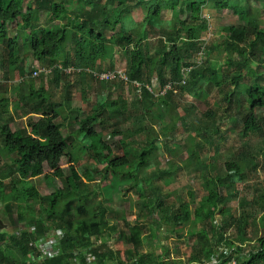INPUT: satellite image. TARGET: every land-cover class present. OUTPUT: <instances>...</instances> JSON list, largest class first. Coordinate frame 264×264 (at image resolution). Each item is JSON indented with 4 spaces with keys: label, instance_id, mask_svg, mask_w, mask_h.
I'll list each match as a JSON object with an SVG mask.
<instances>
[{
    "label": "trees",
    "instance_id": "trees-1",
    "mask_svg": "<svg viewBox=\"0 0 264 264\" xmlns=\"http://www.w3.org/2000/svg\"><path fill=\"white\" fill-rule=\"evenodd\" d=\"M34 1L35 5L29 6L23 12L24 0H0L1 79L13 80L15 75H19L22 78L20 83L25 82L28 70L24 63L27 57L22 55L30 54L33 62L49 69L56 85H59L61 76L66 75L64 70L69 67L79 70L75 73L76 82H78L80 79L84 80L87 75L86 70H94L98 62L107 61L112 68L115 47L117 44H123L128 56L125 75L128 83L141 85L138 91L141 92L140 97L144 100L151 98L153 74L163 87L167 82L165 79L167 71L170 73L169 80L172 83H179L182 68L192 67L184 60L190 59L192 52L201 50L204 44L201 37L208 30V26L202 19L201 12L205 5L210 4L218 13L238 17L240 23L229 28L230 38L226 45L228 51L236 54V58L229 60L226 65L236 67L238 71L231 78L221 77L222 67L210 64L204 67L195 66L190 69L187 77L189 81H185L184 87L185 91L195 93L196 90H200L201 94L202 85L206 82L205 76H208L207 79L217 87L223 86L225 79L230 78L232 85H240L246 96L243 106L245 112L242 118L239 117L242 125L241 136L246 138L251 132L262 130L264 118H258L256 110L264 109V84L260 85V78L248 66L249 60H256L255 43L246 38L252 32L255 41L262 40L264 51V32L259 28L255 18L250 17L247 7L239 1L75 0L86 8L81 9L75 17L68 15L69 9L64 0ZM109 7L112 10H109ZM165 7L174 13L176 20L167 32L166 42L168 43H162L158 53L152 58L147 52L146 45L142 44L144 33L155 35L163 32L162 28L158 27L161 12ZM41 8L47 9L49 20L57 24L48 28H40L39 10ZM135 8L143 10V17L139 21L137 31L133 35L117 31L122 23V17L131 14ZM12 21L17 22L20 36L19 34L15 37L8 36L7 25ZM106 31H112L113 36L107 37ZM180 39L187 42L183 50L176 46ZM72 51L77 61L76 64L69 57ZM43 71L46 70L43 69ZM247 75L254 78L253 85L248 86L241 83ZM26 83L29 86V92L24 97V105L27 108L24 114L27 116L25 126H18L14 131L11 129L9 123L13 120V116L7 111L9 100L7 97L0 98L1 151L5 156H14L13 166H7L6 169L0 171V201H5L7 204L16 201L18 210L16 219L21 224H25L27 219L23 215V208H26L28 213L34 217L31 201L45 203L46 207L43 220L35 224V233L31 234L25 228L11 237L10 234L0 231V264H88V255L95 257V264H107L110 261H116L118 264H163L164 256L160 257L155 253L141 251L142 226L139 225H135L125 237L132 244L130 259L127 262L121 261L111 252L101 253L87 247L91 246L93 237L101 236L106 229L104 222L106 209L104 201L95 206L91 205L90 197L94 194V190L89 186L92 178L83 176L80 171V147L84 145V152L90 159L104 164L102 181L106 180L109 173L113 176H135L130 187L139 193L142 210H147V215L152 216L160 209L164 212L163 217L167 218L170 215L173 221L178 223L182 216L185 224L191 217L188 204L176 201L177 209L173 210V204L168 208L163 203L159 187L153 185L146 190H141L139 187L137 176L143 168L151 165V158L155 156L159 148V139L154 137L146 146L141 147L137 154L133 152L134 162H130L127 142L132 135L127 130L122 131L119 125H115L111 136L115 146H118L123 154L121 157L114 155L110 146L104 141V133L95 129V125L105 122L106 118H119L127 111L125 103L114 100L107 101L104 106L94 109L82 119L76 118L78 129L73 137L67 138L56 124V120L61 113L69 112V99L65 107L61 106L53 102L45 90L35 91L31 80H27ZM171 92L157 97L161 106L167 107L164 97ZM229 95L231 94L227 93L224 97H229ZM85 103L86 100L82 97V105ZM17 106L18 104L15 103V108ZM75 111L79 112V109ZM5 118L7 123H2ZM69 118L70 114H64L61 121L68 123ZM140 129L146 131L145 126ZM86 142L89 143L88 146L85 145ZM196 154L193 149L188 150V160L197 161ZM198 163L203 171L207 195L200 201L192 217L196 224L201 225L196 232L197 244L200 248L191 256L190 263L192 264L212 260L222 243H225L228 250L234 248V243L226 239L228 228L238 223V228L244 237L245 232L242 227L250 218H253V215L246 213L237 222L234 220L231 222V219L224 216L225 204L229 199L228 194L220 193L219 186L226 185L231 176L218 178L215 174L210 175L208 173L210 164ZM247 165L245 164V167ZM226 168L228 171L235 170L238 175L243 173L237 162L226 164ZM67 172L69 174H66ZM167 174L168 172L164 171L161 176L164 177ZM37 178H42L47 182L56 181L61 185L54 193L39 196L34 186L30 184L31 180ZM250 204L252 210L259 214V224L264 230V196L252 199ZM89 205H91L90 217H88L87 209ZM241 206H244V202ZM73 211L83 218L77 224L66 219V215H70ZM216 212L224 216V220L219 224L214 223ZM44 223H47L49 228L61 229L64 232L58 247V255L48 260H40L39 263H31L29 260L37 257L35 245L37 237L45 235L50 230L45 228ZM135 223L138 224L139 221ZM257 247L256 250H251L245 255H243V250L236 247L225 260L236 259L241 264H264V237L258 240ZM84 248L88 252L82 254L81 250ZM74 258H77V262H74Z\"/></svg>",
    "mask_w": 264,
    "mask_h": 264
},
{
    "label": "rangeland",
    "instance_id": "rangeland-1",
    "mask_svg": "<svg viewBox=\"0 0 264 264\" xmlns=\"http://www.w3.org/2000/svg\"><path fill=\"white\" fill-rule=\"evenodd\" d=\"M237 1L247 7L250 17L255 18L259 28L264 32V0ZM64 3L69 9L68 15L71 17H75L81 9H86L75 0H64ZM34 5V0H24L23 12L29 6L33 7ZM109 10H112L111 7ZM142 11L135 8L131 14L123 16L117 31L133 35L143 17ZM201 17L208 26V30L201 37L204 44L201 50L192 52L191 58L184 62L190 63L193 68L195 66L204 67L208 64L217 65L223 68L220 71L221 77L229 76L231 78L238 69L226 64L229 60L235 59L236 54L228 51L226 45L230 38L229 28L237 26L240 20L236 16L216 12L210 4L203 7ZM175 20L174 13L165 7L161 12L158 27L162 28L163 32L155 35L144 33L142 44L146 45L147 52L152 58L158 53L162 43H168L166 42L167 32L172 28ZM54 24L57 23L49 20L48 10L41 8L39 10L40 28H48ZM7 31L9 37H15L18 34L20 36L16 21L8 23ZM105 33L107 37L113 36L112 31ZM251 33L246 39L255 43L256 60H249L248 66L260 78V85H263L264 51L262 50V40L255 41V36ZM186 44V40L180 39L176 46L183 50ZM22 56L27 57L24 63L28 70L25 82L20 83L22 78L19 75H15L13 80L0 78V98L7 97L9 100L7 111L13 116V120L9 123L13 131L18 126H25L27 116L24 114L27 112V108L24 105V97L29 92L27 80L32 81L35 91L45 90L56 104L65 107L67 99H69V112L61 113L56 120V124L67 138L73 137L78 129L76 118H84L94 109L104 106L107 101H122L127 110L125 114L119 118H106L103 123L99 122L95 125L96 131L104 133V141L110 146L112 153L121 157L123 152L118 146H115L111 131L115 125H119L122 131L127 130L132 135L127 142L130 162H134L133 152L137 154L138 150L146 146L149 140L157 137L159 148L155 156L151 158V165L143 168L138 174L139 187L141 190H146L153 185L159 187L163 203L168 208L173 204V210L177 209L176 201L189 205L191 217L185 224L181 215H179L181 216L180 221L175 223L172 216L163 217L164 212L160 209L152 216L147 215L148 211L142 210L139 193L130 187L135 176H113L109 173L106 180L102 181L104 164L90 159L85 154L84 145H82L80 147V171L83 176L92 178L89 186L94 190V194L90 197L91 205L95 206L104 201L106 209L104 219L106 229L101 236L91 239L92 247L90 245L87 247L101 253L111 252L121 261L127 262L130 259L132 244L125 237L135 225H139L142 226V252L164 256L163 264H192L190 263L191 256L200 248L197 244L196 232L201 228V225L196 224L192 217L200 201L207 195L203 171L198 163L203 162L207 165L210 164L208 167L210 175L215 174L218 178L231 176L226 185L219 186L220 193L228 194L229 199L225 204L224 216L231 219V222L233 220L237 222L246 213L253 215V218H250L242 227L245 236L241 235L238 223L232 224L227 230V241L233 242L234 245H245L243 250L247 252L258 248V240L264 237V230L259 224V214L252 210L250 202L254 198L264 196V125L260 132H251L246 138L241 136L242 125L239 122V117L242 118L245 112L243 106L246 96L240 85L233 86L230 78H226L223 86L217 87L207 79L208 76H205L206 82L202 85L203 92L201 94L200 90H196L195 93L188 92L185 91V81H189L188 73L193 68H182L179 83H172L169 80L170 73L167 71L165 74L167 82L163 87L157 82L156 75L153 74L151 98L144 100L143 97H140L141 92L138 91L136 84L128 83L125 75L128 56L123 44H117L115 47L112 68L107 61L98 62L94 70H86L87 75L84 80L80 79L76 82L75 73L79 70L69 67L65 70L66 75L61 76L59 85H56L49 69L33 62L30 54ZM69 57L75 64L77 63L73 51L69 53ZM100 73H110L115 78L102 81L98 76ZM254 81L251 75H247L241 83L250 86L254 84ZM138 85L141 88L139 83ZM169 91H172L171 94L167 93L168 96L164 97L167 107L161 106L157 97ZM227 93L231 95L224 97ZM82 97L86 100L84 105H82ZM15 103L18 104L16 108ZM78 109L79 112H76L75 110ZM64 114H70L68 123L61 121ZM256 116L264 118V109H257ZM2 123H7L6 118ZM142 126H145V132L141 131L140 127ZM85 145L88 146L89 143L86 142ZM1 148L0 141V171L6 169L7 166H13L14 158L13 155H3ZM190 149L197 153V161L188 160V150ZM231 162H237L243 173L238 175L235 170L228 171L226 164ZM245 164L248 165L245 167ZM164 171L168 174L163 177L161 173ZM143 180L145 181L143 182ZM30 184L34 186L39 196H48L61 185L56 181H44L42 178L33 179ZM243 202L244 206H241ZM31 205L34 209V217L28 213L26 208H23V215L27 219L25 224H21L16 219L18 212L16 201L8 204L5 201H0V231L13 237L25 228L27 230L28 228L35 229L36 222L43 220L46 204L31 201ZM91 205L87 208L88 217L91 216ZM73 212L66 215L67 220L70 219L74 224L83 220ZM224 216L216 212L214 223H221ZM136 221L139 223L136 224ZM44 226L45 228L50 227L47 223H44ZM86 248L81 250L82 254L88 252ZM90 256L95 259L93 255ZM33 260V263L40 261L37 257Z\"/></svg>",
    "mask_w": 264,
    "mask_h": 264
},
{
    "label": "built area",
    "instance_id": "built-area-1",
    "mask_svg": "<svg viewBox=\"0 0 264 264\" xmlns=\"http://www.w3.org/2000/svg\"><path fill=\"white\" fill-rule=\"evenodd\" d=\"M65 72V70H64ZM67 73V72H66ZM35 75H37V73H34ZM98 76L100 77V80L102 81H107V80H111L112 78H115L114 75L110 74V73H100L98 74ZM136 84V83H135ZM137 88L140 90V87L138 84H136ZM48 230L46 232L45 235L39 236L37 237V241H36V252H37V258L39 260H48L51 258H54L55 256H57L58 254V247L60 245V242L62 240V237L64 235L63 230L61 229H52L48 227ZM29 232L31 234L35 233V229L34 228H28ZM235 247L228 250V248L224 245V243H222L216 250L215 253V257L207 262H203V263H197V264H241L240 261L236 260V259H232L230 261H227L225 259H227L228 256H230L232 254V252L234 251V249L237 247L241 250H243L245 248V245H234ZM247 253V251L243 250V255H245ZM76 255V254H75ZM88 255L87 260H88V264H95V259ZM94 259V260H93ZM74 262H77V258L73 259ZM33 259H30L29 262L33 263ZM107 264H118L117 262L113 261V262H109ZM196 264V263H195Z\"/></svg>",
    "mask_w": 264,
    "mask_h": 264
}]
</instances>
